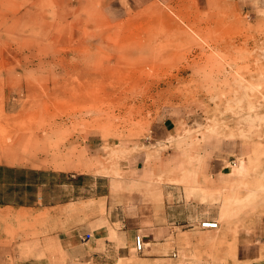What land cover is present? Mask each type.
Returning <instances> with one entry per match:
<instances>
[{"label":"rangeland","instance_id":"1","mask_svg":"<svg viewBox=\"0 0 264 264\" xmlns=\"http://www.w3.org/2000/svg\"><path fill=\"white\" fill-rule=\"evenodd\" d=\"M239 2L0 0V155L126 179L120 190L146 203L160 187L182 185L209 214L176 225L156 245L160 255L134 249L110 264L264 257V0L253 11ZM166 119L173 136L157 130ZM142 152L149 184L150 171L120 172ZM248 190L254 202L223 218L225 195ZM41 224L0 211V264L34 254L57 262L56 243L39 240Z\"/></svg>","mask_w":264,"mask_h":264},{"label":"crops","instance_id":"2","mask_svg":"<svg viewBox=\"0 0 264 264\" xmlns=\"http://www.w3.org/2000/svg\"><path fill=\"white\" fill-rule=\"evenodd\" d=\"M233 1L252 11L256 8L253 0ZM173 129L167 119L157 128L165 137L173 136ZM147 155L129 156L120 172L129 177L147 174ZM50 165L42 157L14 162L0 155V211L42 223L39 240L54 241L59 253L54 263L50 254H34L22 264H110V258H125L136 249L137 235L144 239V250L160 255L156 245L166 242L176 225H195L208 219L209 214L199 210L182 185L162 186L155 191L158 196L146 203L145 197L120 190L126 179ZM236 173L232 168V174ZM150 176L151 171L143 182L149 184ZM87 234L91 238H86ZM62 256L67 259L64 263ZM261 256L262 252L254 254L252 264H264ZM104 260L106 263H100Z\"/></svg>","mask_w":264,"mask_h":264},{"label":"bare ground","instance_id":"3","mask_svg":"<svg viewBox=\"0 0 264 264\" xmlns=\"http://www.w3.org/2000/svg\"><path fill=\"white\" fill-rule=\"evenodd\" d=\"M114 153V152H113ZM112 153V154H113ZM34 154V153H33ZM116 155V154H114ZM113 157V155H112ZM111 157V158H112ZM116 157V156H115ZM112 160V159H111ZM113 161V160H112ZM72 165V164H71ZM67 168V167H66ZM69 169V168H68ZM151 171V170H150ZM234 171L236 172H240L241 171V167L240 165H238L237 167L234 168ZM192 186V185H190ZM192 191L189 190V192H192V193H195L197 194L199 197H206V196H211V194L206 193V192H201L200 188H199V192L198 191H195L194 188H188ZM197 189V188H196ZM188 193V192H187ZM214 193V192H213ZM188 195H191V194H188ZM215 195V194H213ZM224 196V195H223ZM214 197V196H213ZM216 197V196H215ZM220 197V196H219ZM218 197V198H219ZM223 198V197H222ZM205 199V198H203ZM210 199V198H209ZM217 199V198H216ZM211 200V199H210ZM219 200V199H218ZM255 200V197L253 196V192L248 190L245 194H242V193H238V192H235V193H229L228 195H225L224 197V202H223V205H222V209H221V216L224 217H228L230 218V216L232 215L234 209H237V207H243L245 204H249V203H252L254 202ZM203 201V200H202ZM205 201V200H204ZM216 202V200L214 201ZM235 212V211H234ZM237 215V214H236ZM234 217V216H233ZM203 223V222H202ZM125 262V261H124Z\"/></svg>","mask_w":264,"mask_h":264},{"label":"built area","instance_id":"4","mask_svg":"<svg viewBox=\"0 0 264 264\" xmlns=\"http://www.w3.org/2000/svg\"><path fill=\"white\" fill-rule=\"evenodd\" d=\"M201 226L203 228H206V229H214V228H218L219 226V223L216 222V221H204ZM86 238H91V235L90 234H87L86 235ZM136 249L137 251L139 252H143L144 249H145V242H144V239L141 235H137L136 236Z\"/></svg>","mask_w":264,"mask_h":264}]
</instances>
